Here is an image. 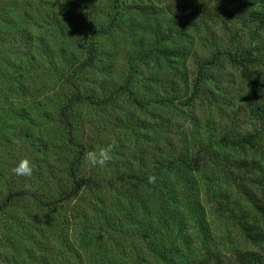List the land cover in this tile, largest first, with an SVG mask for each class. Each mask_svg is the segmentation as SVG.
Masks as SVG:
<instances>
[{"label":"rangeland","instance_id":"1","mask_svg":"<svg viewBox=\"0 0 264 264\" xmlns=\"http://www.w3.org/2000/svg\"><path fill=\"white\" fill-rule=\"evenodd\" d=\"M122 1L116 10L112 0H0L2 36L25 30L35 41L34 45H37L36 50L28 51V55L23 57L27 58L25 60L20 58L21 53L14 46H0V203L4 201L5 191L9 187L32 192L31 196L14 199L8 204L5 214L0 213V264H14L16 259V262L21 261L23 257L19 256L26 243L24 240L32 234L37 238L39 235L43 237L46 234V238L49 236L51 242L49 241L48 245H52L54 254L59 236L56 223L61 219V214L71 215L72 210L76 208L87 209L89 219L84 222L94 226L100 224L103 214H110L122 223L128 221V218H133L135 225L161 226L166 240L181 245L177 228L175 227V230L171 227L168 231L163 227L164 213L159 209L161 201L158 196L161 192L162 176L169 178L179 191L186 188V181L189 179L195 186L190 190L193 193L191 197L193 200H199L203 209L208 234L206 240L202 241L199 237L202 235L192 213L186 212L189 200L183 198L178 207L186 222L182 232L190 239L193 255L203 256L207 251H215L228 259L235 252L248 247L236 227L233 216L239 213L254 214L247 194L264 202V184L261 182L264 176V139L255 148L216 144L211 154L221 172L214 168L215 163L208 161L204 172L189 173L176 179L174 173L168 174L166 157L177 149L176 146L184 143L190 147V152L196 150L194 140L189 135H186L187 140L185 136L180 135L183 131L187 134L188 127H193L192 124L198 127L201 140H206L212 134V142L225 132L238 139L257 128V125L245 116L246 107L264 105V89H251L242 79L240 69L230 63L226 54L230 52L238 56L246 49L260 46L264 61V29L254 31L255 23L249 16L253 6L240 0H192L202 3L207 13L178 17L179 6L186 0ZM137 3L150 6L152 12H159V15H139V11L134 10ZM54 4L65 25L75 30V37L67 36L69 33H66L60 38L50 32V28L36 30V27L29 23L31 19L28 14L33 18L34 11L37 10L34 18H41ZM4 14L6 16L3 19ZM112 16H116L122 23L125 22L124 27H127L124 28L125 33L115 30L108 36H98L102 51L107 54L103 62H111L114 70L113 80L126 76L128 71L126 61L133 43V38L128 34L129 28L133 26L128 24L147 27V34L154 31L152 28L162 26L165 31L169 29L168 35H175L178 43L187 42L186 46L196 58L215 56V64L209 70L210 79L205 82V92L209 93L187 108L158 102L160 99L157 98L156 92L160 94L162 85L169 80L180 84L181 80L178 71L171 67L177 66L176 64L153 60L147 67H140L133 77L137 85L134 88L136 95L151 98L150 102L145 99L143 106L138 105L130 90L124 91L109 104L77 107L76 113L80 118L76 127L77 138L83 137L84 142L86 140L87 144H92L90 151L102 147L111 149L110 161L104 167L92 166L86 155L83 171L87 175L92 174L91 176L102 183H112L103 184L98 191H83L78 200L63 204L61 213L58 209L51 211L41 205L39 200L47 201L61 188L66 187L64 170L66 161L72 157L58 149L60 146L57 141L61 138L64 128L57 124L55 109L51 105L55 98L54 92L57 91L56 85L60 84L61 80L58 79V74L52 71L51 66L57 65L58 55L67 51L76 56H84L81 54L83 50L77 48V35V38L89 41L90 32L103 24L107 25ZM134 34L142 35L140 31ZM10 57L14 58V62H18L17 66H21H9L4 70ZM186 68L188 72L195 74L196 68L192 59L186 61ZM260 68L263 72L259 71L258 78L263 80L264 66ZM14 70L22 73L21 78L19 76L22 83L25 81L22 86L31 93L40 91L43 87L41 83L50 84L45 98L39 99V102L31 98L25 100L24 105L21 104L18 95L10 91L16 84L9 76L12 74L15 77ZM88 74L90 81L100 77L96 70ZM108 84L111 85L110 79L106 85ZM176 87L179 88L180 85ZM149 93H154L155 97L153 94L149 97ZM237 110L239 116L235 117L233 112L238 113ZM33 130H40L50 141L48 154L44 157L46 161L40 163V168L29 154L30 139L26 140L27 137L31 138ZM27 132L30 133L25 137ZM21 159L30 161L32 176L13 175L12 169ZM244 162L247 166L243 165ZM252 162L255 164L254 169L249 168ZM130 168H139L143 175L152 170L157 177L155 192L147 187L141 188L138 184L132 186L121 181L122 174L127 173ZM128 189L132 191L133 196L137 193L139 200L143 202L138 203L139 200L134 198L132 204H128L125 200ZM187 195L185 192L184 196ZM222 199L223 203H220ZM52 222L53 227L50 225ZM74 223L76 225L71 224L67 236L70 242H75L76 246L81 248L82 258L87 264H100L105 258L104 248L110 251L115 248V244L125 249L124 255L117 258L122 264L135 263L134 257L144 252L145 245L134 237L128 235L117 238L114 243L106 234H101L96 235L97 240L94 241L89 234H85L82 223ZM259 224L263 225L261 222ZM135 225L126 226L127 231L134 232ZM6 237H10L8 241Z\"/></svg>","mask_w":264,"mask_h":264},{"label":"trees","instance_id":"2","mask_svg":"<svg viewBox=\"0 0 264 264\" xmlns=\"http://www.w3.org/2000/svg\"><path fill=\"white\" fill-rule=\"evenodd\" d=\"M34 1V0H32ZM36 1V0H35ZM40 1V0H37ZM113 8H119L120 4L123 3L122 0H112ZM242 3L251 4L253 9L249 12L250 20L255 23V30L259 31L264 29V0H240ZM117 10V9H116ZM134 10L139 11V15H159V12H152L150 6H142L137 3ZM33 18L30 14L31 26H35L36 30L43 28H50V32H54L59 35L60 38L67 34V36L75 37L74 29L65 25L60 14L57 12L55 4L52 5L46 13L42 15L41 18ZM63 11V10H61ZM180 16L188 17L194 14H204L207 13L206 7L202 3H198L192 0H186L185 3L179 6ZM6 14H4V17ZM3 21V20H2ZM124 23L120 21L116 16H112L110 22L106 25H102L93 29L90 32V40L85 42V39L77 38V48L83 50L81 52L82 57L76 56L71 52H65L58 55V64L52 65V71L58 74V79L61 83L56 85L57 91L51 98H53V104L51 107L55 109L57 124L64 128V132L58 139V144L64 152L72 155L71 159L66 161V169L64 170L65 178L67 181L66 187L61 188L58 193L54 194L47 201H40L41 205H45L47 209L51 211L59 210L62 212L63 204H69L72 201L78 200L80 194L86 190H100L103 184H110L112 182L98 181L92 174H85L83 171L84 164L86 161V155L89 153L92 144H87L84 138H77V124L80 123V118L76 113L77 107L80 105H101L103 103H110L118 95L124 91H130V94L134 95L135 102L143 106L144 100L148 102L151 98H143L141 95H136L134 90L137 85L134 83V75L139 71L140 67H147L151 61L158 62L157 60L166 61L169 64H176L177 66H171L178 71L181 83L177 84L176 81L169 80L168 83L162 85V90L157 94V98L160 100L158 102H164L168 106L182 105L183 107H192V105L201 100L202 96L208 95V91L205 92V82L210 79L209 70L213 64H215V56L210 58L198 59L191 52L190 48L187 47V42L181 41L183 43H178L175 39V35H168V31H165L162 26H156L152 28L154 31L147 34V27H142L140 25H135L130 23L133 27L129 28V36L133 38L132 50L128 52L127 65L128 71L125 73L126 76H122L120 79H112V74L114 70L112 69L111 62L104 63L103 58L106 52L102 51L101 43L98 36L105 35L108 36L113 31L116 30L118 33H125L127 27H124ZM38 28V29H37ZM126 28V29H124ZM140 31L142 35L137 36L134 32ZM253 35L255 32H252ZM134 34V36H133ZM141 36V37H140ZM7 44L9 47L14 46L18 52H20V58L28 55V51L36 50L35 41L27 34L25 30L15 31L9 36H2L0 32V46ZM173 44V45H170ZM185 44V45H181ZM47 47H45L46 49ZM260 46H253L249 49L241 52L240 55L236 56L230 52H226L227 59L234 66L240 69V74L242 79L250 86L251 89H264V79L260 80L258 78L259 71L262 73L261 66H264L263 55L261 54ZM254 51H257L254 53ZM192 59L195 64L196 72L193 75L188 72L186 68V61ZM14 58L10 57L7 59L5 69L7 67H19L18 62H14ZM10 68L8 69L9 73ZM98 71L100 77L94 78L90 81V76L88 73L91 71ZM15 71V77L18 72ZM7 72V71H5ZM11 74V73H10ZM20 73L18 77H14L12 74L9 75L16 84L10 88L17 98L21 101V104H25V100L34 99L38 102L39 99H44L47 92V87L50 86L48 83H41L43 85L42 89L37 93H31L27 91V88L22 86L25 81L19 79L21 78ZM177 74V75H178ZM264 74V73H263ZM8 79V78H7ZM111 81V85H106L107 81ZM155 79V78H153ZM152 79V80H153ZM156 80V79H155ZM21 84V85H19ZM93 85V86H92ZM180 85L179 88L176 86ZM145 87L144 85H141ZM91 87V88H90ZM139 88V87H138ZM154 93H149L148 96L151 97ZM14 95V94H13ZM162 96V97H161ZM155 97V96H154ZM156 99V98H155ZM146 103V102H145ZM233 112V116H239V110ZM237 113V114H236ZM245 116L249 121L254 122L257 128L253 132L245 133L238 139L231 137L228 132L223 133L215 142L213 140V135L210 134L206 140H201V135L199 133L198 127L192 124L193 127L189 128L187 134L185 131L180 134L181 136L189 135L192 140H194V145L196 150L190 152L189 146L187 144H182L181 146H176L177 149L172 151L169 156L166 157L167 167L169 168L168 174L174 173L176 179L180 176L183 178L185 174L189 173H199L204 172V167L208 161L215 163L214 168L221 172L220 167L216 164L213 154L214 146L216 144L237 147V146H248L250 148H255L258 146L260 141L264 139V105L256 104L246 107ZM245 123V122H244ZM182 128H179L181 130ZM30 132H27L26 136ZM47 135L41 133L40 130H33L32 136L27 137L26 140L30 139L31 145L29 154L33 159V162L37 167H41L40 163L45 160V156L48 154V145L50 143L47 140ZM61 151V150H60ZM247 166V163H243ZM250 169L255 168L254 162L249 165ZM149 177H154L153 182H149ZM155 176L154 172L150 170L147 175H143L141 170L130 168L127 173L122 174L121 181L136 186L138 184L141 188H149L150 191L155 192ZM162 185L160 196L161 206L160 210L164 213L163 217V227L166 230H170L171 227L177 228V233L181 238V245H178L174 241L165 239L164 232L161 230V226L156 225H135L132 222L133 218H128V221L122 223L113 218L110 214H103L101 217L100 224L94 226L91 223H86L88 217L87 209L76 208L72 210V214H61V219L56 223V231L58 233L55 253L52 252V245H48L51 239L49 236L46 238V234L42 236L35 237L33 234L30 237H26V241L21 256V261H14V264H87L82 258L81 248L76 246L75 242H70L69 229L74 221H79L82 223V229L85 234H89L91 238L95 241L97 236L101 234H106L107 237L111 239V242L117 238H123L124 236L134 237L138 241H141L145 245L144 252L142 255H137L134 257L136 264H264V202L257 200V198L252 195L247 194L250 199L251 208L254 214L239 213L234 214V222L238 228L240 235L242 236L244 242L248 246L241 251L235 252L228 259L218 254L215 251L206 252L203 256L193 255L191 250V242L187 235H183V225H185V219L181 217V211L179 205L180 201L188 199V207H186V212L192 213L193 220L198 227L199 233L202 235V241L206 240L208 237L206 231L205 217L203 214V209L199 204L200 201L193 200L191 197L190 190L194 189L195 186L187 180V186L183 190H178L171 180L166 177H161ZM261 182L264 184V176L261 178ZM134 183V184H133ZM112 185V184H111ZM197 189V188H196ZM188 193L184 196L185 192ZM6 196L4 201L0 203V213L5 214V210L8 204L14 201V199H21L26 195L31 196L30 191L17 188H7ZM132 191L126 190L125 200L129 204L133 202L134 198L139 200V196L135 193L133 196ZM143 202L139 200L138 203ZM223 203V199L219 201ZM92 210H94L92 208ZM261 222L263 225H260ZM53 227V222L50 223ZM135 225L134 232H128L126 226ZM176 230V229H175ZM97 235V236H96ZM11 237V236H10ZM6 237L7 241L8 238ZM95 237V238H94ZM113 238V240H112ZM54 240V239H53ZM22 241V242H24ZM115 243V241H114ZM176 244V245H175ZM110 249L104 248V260L100 264H122L119 263L117 258L124 255L123 248H120L116 244ZM183 248V249H182ZM38 251V253H36ZM126 256V255H125ZM130 258V257H129ZM128 258V259H129ZM127 260V259H126ZM134 262V261H133ZM132 263V264H135Z\"/></svg>","mask_w":264,"mask_h":264},{"label":"clouds","instance_id":"3","mask_svg":"<svg viewBox=\"0 0 264 264\" xmlns=\"http://www.w3.org/2000/svg\"><path fill=\"white\" fill-rule=\"evenodd\" d=\"M110 147L99 148L95 151H90L87 154V159L92 166L104 167L110 161ZM13 175L30 177L33 174V168L28 159H21L12 169ZM154 177H149V182H153Z\"/></svg>","mask_w":264,"mask_h":264}]
</instances>
